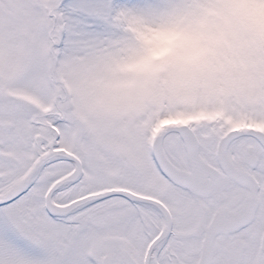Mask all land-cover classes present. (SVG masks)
Returning a JSON list of instances; mask_svg holds the SVG:
<instances>
[{"label":"snow or ice","instance_id":"1","mask_svg":"<svg viewBox=\"0 0 264 264\" xmlns=\"http://www.w3.org/2000/svg\"><path fill=\"white\" fill-rule=\"evenodd\" d=\"M261 9L0 0V264H264Z\"/></svg>","mask_w":264,"mask_h":264},{"label":"clouds","instance_id":"2","mask_svg":"<svg viewBox=\"0 0 264 264\" xmlns=\"http://www.w3.org/2000/svg\"><path fill=\"white\" fill-rule=\"evenodd\" d=\"M252 23L259 31L264 32V9H261L253 14ZM155 39L159 40L162 44H167L172 38L169 36L160 35L155 37Z\"/></svg>","mask_w":264,"mask_h":264}]
</instances>
